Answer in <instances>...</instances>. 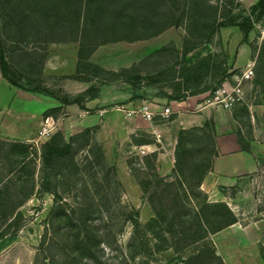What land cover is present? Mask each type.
<instances>
[{"label":"rangeland","instance_id":"rangeland-1","mask_svg":"<svg viewBox=\"0 0 264 264\" xmlns=\"http://www.w3.org/2000/svg\"><path fill=\"white\" fill-rule=\"evenodd\" d=\"M237 1L0 0V264H225L199 218L211 126L173 111L226 101L242 146L264 143L246 106L264 101V27H216L257 0ZM234 192L238 224L264 231V156Z\"/></svg>","mask_w":264,"mask_h":264},{"label":"crops","instance_id":"crops-1","mask_svg":"<svg viewBox=\"0 0 264 264\" xmlns=\"http://www.w3.org/2000/svg\"><path fill=\"white\" fill-rule=\"evenodd\" d=\"M201 94L177 101L174 106L178 108L173 114H177L181 128L202 126L205 123L211 126L212 151L209 165L197 188L204 195L205 203L216 207L223 205L229 213L227 223L221 228L208 231L204 238L217 237L216 243L223 246L224 250L220 246H216V250L224 255L222 260L225 264H264L261 255L264 252V231L255 223L239 225L237 215L232 209V205L236 203L233 198L234 191L239 189L241 182L258 171L259 159L264 156V143L250 139L246 146H242L237 129L240 124L238 117L233 115V108L224 107L221 103L215 104L210 99L206 101ZM188 105H192L193 111L182 113ZM246 106L247 118L253 128L252 134L264 130V105L261 100H253ZM255 123L257 129L254 128ZM226 235L233 239V245L223 244L226 243ZM233 254L240 255L233 258L230 256Z\"/></svg>","mask_w":264,"mask_h":264},{"label":"trees","instance_id":"trees-1","mask_svg":"<svg viewBox=\"0 0 264 264\" xmlns=\"http://www.w3.org/2000/svg\"><path fill=\"white\" fill-rule=\"evenodd\" d=\"M229 2L231 4L234 5H240V3L237 0H229ZM196 6V4H195ZM218 19L219 21H216V27L220 28V27H228V26H236L239 29L242 30L243 34L246 35L249 31H251L253 29L254 24L257 22L259 23L260 26L264 27V0H257L249 9V14L246 16H241L239 19L237 18V15H235L232 11V9H228L223 13H219L218 14ZM253 16V17H251ZM171 23V21L165 23L166 25H169ZM257 41H255L256 43ZM249 48L252 51V53L254 54V61L255 63H259V62H263L264 63V42L260 41L258 44H249ZM3 59H2V54L0 51V74L2 75V77L4 79H6L8 82H10V80L6 77L4 71H3ZM253 76L255 78V80L258 77V73L257 70H254ZM13 84V83H12ZM204 91V90H203ZM200 91V92H203ZM199 92V93H200ZM63 104H67L65 101L62 102ZM261 103L264 105V101H261ZM205 207L201 209V215L199 212V218L201 220V223L203 225V228L206 230V233L208 231H213L217 228H221L223 225H225L227 223V220L225 221V223L222 226L213 228V229H208V224L209 223V218H208V214L206 212L207 208H217V207H221L222 210L227 214V218H228V210L227 208H225V206L223 205H219V206H214L212 204L209 203H204L203 204ZM206 235V234H205ZM204 238V237H203ZM263 260H264V252L261 253Z\"/></svg>","mask_w":264,"mask_h":264},{"label":"built area","instance_id":"built-area-1","mask_svg":"<svg viewBox=\"0 0 264 264\" xmlns=\"http://www.w3.org/2000/svg\"><path fill=\"white\" fill-rule=\"evenodd\" d=\"M252 77H253V64L251 63L246 68H244L242 70L241 78L247 79V78H252ZM221 104H223L224 107H228V105H229V103H227L226 101H223V100L221 101ZM170 108L171 107H165L164 108L165 114H168V113L170 114L171 113V111H170L171 109Z\"/></svg>","mask_w":264,"mask_h":264},{"label":"bare ground","instance_id":"bare-ground-1","mask_svg":"<svg viewBox=\"0 0 264 264\" xmlns=\"http://www.w3.org/2000/svg\"><path fill=\"white\" fill-rule=\"evenodd\" d=\"M143 113H150L149 111H143Z\"/></svg>","mask_w":264,"mask_h":264}]
</instances>
